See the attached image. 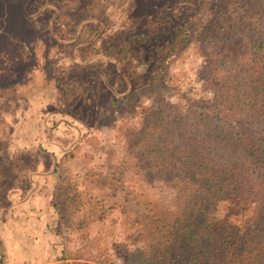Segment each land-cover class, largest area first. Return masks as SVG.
Segmentation results:
<instances>
[{
    "label": "trees",
    "instance_id": "obj_1",
    "mask_svg": "<svg viewBox=\"0 0 264 264\" xmlns=\"http://www.w3.org/2000/svg\"><path fill=\"white\" fill-rule=\"evenodd\" d=\"M64 1L73 7L68 15L63 11L70 7L57 0L39 6L57 9L51 21H58L56 38L71 27L70 37L61 38L72 43L73 64L85 73L84 80L70 77L52 65L63 95L57 126L73 143L56 137V146L51 132L35 153L33 173L53 174L43 183L56 180L62 158L96 127L99 107L111 100L131 108L139 92L165 87L166 64L194 42L205 58L212 101L184 110L170 104L124 133L131 151L123 169L177 189L174 210L133 221L146 248L126 254L124 264H264V0ZM81 34L85 40H77ZM83 47L89 52L81 59L77 49ZM221 199L246 210L240 224L217 216ZM53 207L55 224L66 223V202Z\"/></svg>",
    "mask_w": 264,
    "mask_h": 264
},
{
    "label": "rangeland",
    "instance_id": "obj_2",
    "mask_svg": "<svg viewBox=\"0 0 264 264\" xmlns=\"http://www.w3.org/2000/svg\"><path fill=\"white\" fill-rule=\"evenodd\" d=\"M57 1L70 7L63 11L68 15L72 5ZM40 3L0 0V260L40 264L54 259L59 251L54 254L53 247L61 246L51 232L53 226L63 244L61 256L74 260L66 264H124L126 254L146 248L137 240L133 221L142 214L174 210L177 194L162 178L123 169L131 151L124 133L130 126H139L146 114H159L170 104H183L184 110L194 102L212 101L214 92L203 76L205 58L191 42L166 64L165 87L153 85L139 92L131 108L111 100L105 105L106 99L94 130L83 134L62 158L54 170L56 180L43 183L53 174L33 173L39 147L51 132L54 145L56 137L65 146L73 143L71 134L63 135L57 126V118H64L57 111L63 95L56 87L52 65L70 77L79 74L84 80L85 73L78 69L82 64L78 68L73 64L78 55L73 54L72 43L61 38L70 37L71 27L59 31L61 37L56 38L53 29L59 27L58 21H51L57 9L41 8ZM83 35L77 40H85ZM77 50L81 59L89 52L88 47ZM35 184L40 192H32ZM59 201L66 202L70 215L60 226L54 225L53 207ZM216 206L217 216L237 225L246 214L233 199H221Z\"/></svg>",
    "mask_w": 264,
    "mask_h": 264
},
{
    "label": "crops",
    "instance_id": "obj_3",
    "mask_svg": "<svg viewBox=\"0 0 264 264\" xmlns=\"http://www.w3.org/2000/svg\"><path fill=\"white\" fill-rule=\"evenodd\" d=\"M51 184V183H50ZM50 184H48V185H50ZM37 185H38V187H37ZM34 188H35V192L37 193V191H38V189H39V184H35V186H34ZM54 225H56L55 223H54ZM58 227V226H57ZM51 232H53L54 234H53V236H56V239L58 240V242L60 243V246L61 247H58V246H54L53 247V253L54 254H56L58 251V253L56 254V256H55V258L54 259H52V260H47V261H44V262H42V263H40V264H66V263H68V261H74V260H71V258H69L68 256H62V258L61 259H57V257L58 256H61V254H60V251H61V249L63 248V244H61V242H60V238H59V233H58V228H54L53 226H52V231ZM1 249V248H0ZM59 249V250H58ZM51 253V252H50ZM3 262H4V260H0V264H3ZM56 262V263H55Z\"/></svg>",
    "mask_w": 264,
    "mask_h": 264
}]
</instances>
